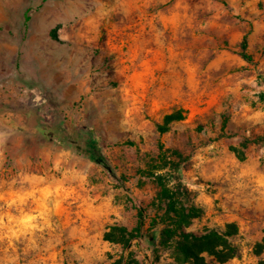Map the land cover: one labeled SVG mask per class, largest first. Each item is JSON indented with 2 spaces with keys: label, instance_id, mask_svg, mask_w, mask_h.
Masks as SVG:
<instances>
[{
  "label": "rangeland",
  "instance_id": "1",
  "mask_svg": "<svg viewBox=\"0 0 264 264\" xmlns=\"http://www.w3.org/2000/svg\"><path fill=\"white\" fill-rule=\"evenodd\" d=\"M184 234L264 264V0H0V264H197Z\"/></svg>",
  "mask_w": 264,
  "mask_h": 264
},
{
  "label": "trees",
  "instance_id": "2",
  "mask_svg": "<svg viewBox=\"0 0 264 264\" xmlns=\"http://www.w3.org/2000/svg\"><path fill=\"white\" fill-rule=\"evenodd\" d=\"M241 48H242V55L245 58H249L248 54H247V49H248V38L247 35H245L243 37L242 43H241ZM97 137H96V141H95V137H92L90 140H87L85 143L87 144V146L92 145V147H94L97 144ZM192 238H196L195 236H193L192 234H184L182 239L178 242V246L179 248L182 250V252H185L186 254L189 255L190 259H193L197 264H204L201 263V261L199 260V257H197V254L195 253V251L193 249H191L190 247H188V242L192 239Z\"/></svg>",
  "mask_w": 264,
  "mask_h": 264
}]
</instances>
